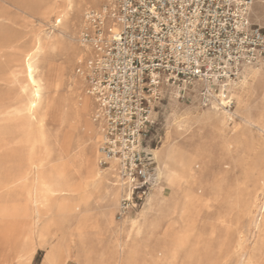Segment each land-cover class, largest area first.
<instances>
[{
    "label": "bare ground",
    "instance_id": "obj_1",
    "mask_svg": "<svg viewBox=\"0 0 264 264\" xmlns=\"http://www.w3.org/2000/svg\"><path fill=\"white\" fill-rule=\"evenodd\" d=\"M93 1L39 0L37 15L47 19L55 14L56 24H61L56 34L39 31L22 45L19 40L10 41L12 47L19 49L18 46H21L22 49L19 69L9 72L12 81L18 85L17 92L0 97V221L9 226L14 220L22 219L23 228L16 224L19 232L23 229L25 233L33 234L38 222L51 212L54 200L58 201L56 212L59 215L79 212L78 206L70 204L71 197L77 195L78 204L85 206L79 213L92 219L88 225L75 230L85 248L86 264H158V252L163 262L169 257L174 260L176 248L184 244L201 208L212 196L205 182L200 181L201 185H198L199 178L194 171L199 147L195 136L184 137L181 126H178L174 137L165 146L153 151L161 162L158 169L160 182L148 196L139 216L124 218L121 223L113 222L117 198L124 190L114 163L105 169L98 164L95 144L100 142V129L93 121L90 122L94 102L86 91L82 94L80 88L81 85L85 87L83 81L80 79L81 84L68 75V67L77 54V61L83 56V50L75 44L77 39L72 37L76 23H79L80 29L83 26V16L79 20V11ZM58 50L61 51V59L55 60L53 54ZM6 69L9 70L0 68V82L4 81ZM246 70L241 90L248 79L257 84L258 90L263 89L264 69L259 66ZM236 97L239 100V94ZM211 109L214 110L206 112L207 118L223 127L230 114L225 111L219 113L216 107ZM77 125L83 126L86 149L80 153L78 164L82 178L76 180L73 171L75 162L71 160V138ZM232 140L227 139L228 150ZM52 148L56 150L54 164L50 166ZM88 184L108 196L104 207L94 209L87 206ZM249 207L247 200L244 203L246 214ZM252 223L257 226L256 220ZM87 229L95 230L94 242L83 236L81 230ZM16 231L14 234H17ZM2 232L4 234V230ZM108 234L110 236L105 239ZM143 250L144 263L140 261ZM234 250L239 254L236 264H245L239 240ZM61 260L65 257L57 247H53L45 258L46 264H61ZM12 261L13 255L3 264H11Z\"/></svg>",
    "mask_w": 264,
    "mask_h": 264
},
{
    "label": "built area",
    "instance_id": "obj_2",
    "mask_svg": "<svg viewBox=\"0 0 264 264\" xmlns=\"http://www.w3.org/2000/svg\"><path fill=\"white\" fill-rule=\"evenodd\" d=\"M255 0H105L83 14L74 73L94 102L98 164L114 163L123 220L160 182L144 144L165 96L199 88L202 106L227 104V88L264 58V30L250 21ZM219 99V101H220Z\"/></svg>",
    "mask_w": 264,
    "mask_h": 264
},
{
    "label": "rangeland",
    "instance_id": "obj_3",
    "mask_svg": "<svg viewBox=\"0 0 264 264\" xmlns=\"http://www.w3.org/2000/svg\"><path fill=\"white\" fill-rule=\"evenodd\" d=\"M38 1L0 0L2 16L0 19V68H9L5 71L4 81L0 82L1 98L14 95L18 87L10 78L9 72L19 69V54L22 48L21 46H18L19 49L12 47L13 44H10V41L19 40L22 45L29 42L39 31L56 34L61 25L56 24L55 14L47 19H41L37 15ZM104 2L105 0L89 2L80 9L79 20L82 19L87 8H98ZM250 21L264 30V0H255ZM79 31L77 22L75 34L72 36L74 39L78 38ZM75 44L78 45V43ZM53 55L55 60L61 59L60 50ZM77 58L78 54L68 67V75L83 84L84 82L82 83L74 73ZM259 66L264 69V58L250 67ZM247 68L249 67L243 68L238 79L227 88L228 104L216 93L217 103L207 107L202 106L199 88L196 87L193 91L190 90L182 100H173L169 95L165 96L153 114L154 125L144 147L153 157L158 169L161 168V162L155 157L153 151L165 146L174 137L177 127L181 126L180 130L184 133V137L194 135L199 147V157L194 166V171L199 178L198 185H201L200 181L205 182L208 192L212 194L210 201L201 208L200 215L185 237L184 244L176 248L175 259L170 260L171 257H169L163 262L157 249L158 264H236L239 254H236L234 247L238 240L241 242V253L244 254L245 264H264V88L258 90L257 84H253L248 79L245 80L241 90ZM80 90L84 94L85 87L81 85ZM237 94L240 96L239 100L236 97ZM214 107L219 110H217L219 113L225 111L230 114V118L225 120L223 127L217 126L215 120L206 116V112L214 110L211 109ZM83 132L82 125H77L72 130L71 160L75 162L73 171L76 180L82 178V170L78 164L80 153L86 149ZM229 138L233 140L228 150L227 139ZM98 145L99 143L95 144V149ZM55 150L54 148L50 150V166L54 164ZM86 189L89 196L87 202L89 208L96 209L106 205L108 196L103 195L102 190H95L90 184ZM121 197L122 195H119L117 198L113 210L114 223H121L127 217H138L147 202L146 200L140 208L130 212L123 221H118L116 212ZM77 198V195L71 197L70 204L78 206L81 212L85 206L79 205ZM247 200L250 207L249 213L246 214L244 203ZM57 204V200L52 202L51 212L44 215L38 222L33 234L25 233L23 229L19 232L20 228H23L22 219L14 220L13 225L9 226L0 221V264L12 255L11 264H46L45 258L53 247H57L65 257V260H61V264H86L85 248L78 239V231L75 230H78L79 226L88 225L92 219L89 215H81L77 211L59 215L56 212ZM78 213L82 216L81 218ZM254 220L258 227L253 225ZM45 227V231L40 233ZM7 228L10 229L9 232ZM13 230H17L18 232H15L17 234H14ZM81 231L83 236L95 241V230ZM10 233H12L11 236ZM109 236L108 234L104 237L106 239ZM10 237L12 242H16L12 243ZM145 260V250H143L140 253V261L144 263Z\"/></svg>",
    "mask_w": 264,
    "mask_h": 264
},
{
    "label": "crops",
    "instance_id": "obj_4",
    "mask_svg": "<svg viewBox=\"0 0 264 264\" xmlns=\"http://www.w3.org/2000/svg\"><path fill=\"white\" fill-rule=\"evenodd\" d=\"M123 191L121 192V195H122Z\"/></svg>",
    "mask_w": 264,
    "mask_h": 264
}]
</instances>
